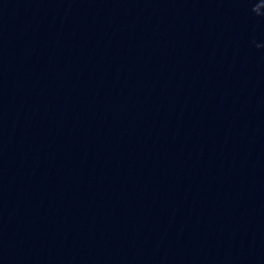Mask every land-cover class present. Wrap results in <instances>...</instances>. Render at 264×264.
I'll return each instance as SVG.
<instances>
[{
    "label": "water",
    "instance_id": "1",
    "mask_svg": "<svg viewBox=\"0 0 264 264\" xmlns=\"http://www.w3.org/2000/svg\"><path fill=\"white\" fill-rule=\"evenodd\" d=\"M0 264H264V0H0Z\"/></svg>",
    "mask_w": 264,
    "mask_h": 264
}]
</instances>
